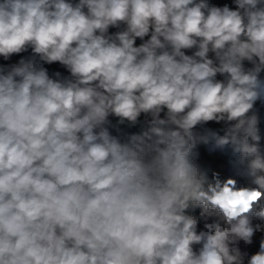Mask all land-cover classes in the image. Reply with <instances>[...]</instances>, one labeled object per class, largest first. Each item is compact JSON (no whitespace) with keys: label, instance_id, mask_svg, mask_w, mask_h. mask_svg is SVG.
<instances>
[{"label":"clouds","instance_id":"9594fccd","mask_svg":"<svg viewBox=\"0 0 264 264\" xmlns=\"http://www.w3.org/2000/svg\"><path fill=\"white\" fill-rule=\"evenodd\" d=\"M234 3L0 0V56L30 46L70 73L25 60L0 71V264H243L234 245L264 220L249 115L264 99V0ZM142 113L146 127L125 140L106 127ZM209 121L229 126L194 131ZM199 144L230 148L250 186L209 181ZM197 206L214 217L199 232ZM248 264H264V241Z\"/></svg>","mask_w":264,"mask_h":264},{"label":"trees","instance_id":"16d2710c","mask_svg":"<svg viewBox=\"0 0 264 264\" xmlns=\"http://www.w3.org/2000/svg\"><path fill=\"white\" fill-rule=\"evenodd\" d=\"M70 2L75 4L71 0ZM207 3L209 4V6H216V7H223L227 5L232 10H236V7H237L234 3V0H207ZM184 51L186 55H192L195 52L191 49H186ZM10 57L12 59L11 61L6 60L5 58H0V71H3L6 73L7 71L11 69L12 66L18 65L21 60L28 61V55L25 51L12 54ZM32 63H34L38 67H42L38 60H33ZM50 65L57 67L60 71L65 73L67 77H70V73L68 72V70L64 66L59 64L58 62L52 63ZM261 80H264V78H262ZM252 112L258 116L260 135H264V99H258L255 102ZM163 115L164 114L162 113L161 114L162 118H163ZM108 119L110 123L106 125V127H108L110 133L114 136H117L121 140H125L130 135L139 134L146 127V122L149 121L151 117L142 113L141 116L138 118V122L135 125L129 124L127 121L121 124L119 123V118L115 116H109ZM227 126L229 125H227L224 121H221V122L209 121L203 125H197L194 131L198 134H205L208 130H211V131L218 132L220 135H223L224 129ZM262 146H264V142L259 143V147H262ZM209 148H210L209 145H204V144H199L197 146L196 151H198L199 153L197 163H199L202 168H205L206 165L212 159H214L216 156H218L219 154L227 150L225 149L223 151L221 150L210 151ZM225 162L220 163L217 168L213 169V171L211 172L209 176V181L212 180L215 172ZM202 208L203 207H200V206H198L197 208V212L195 215V219L197 221L202 220V217H201ZM189 210H187V214Z\"/></svg>","mask_w":264,"mask_h":264},{"label":"built area","instance_id":"2783aa9c","mask_svg":"<svg viewBox=\"0 0 264 264\" xmlns=\"http://www.w3.org/2000/svg\"><path fill=\"white\" fill-rule=\"evenodd\" d=\"M74 3H77L78 0H71ZM126 26L121 24L119 27H110L109 28V34H115L116 32L124 30ZM150 35L145 37L144 40H141L140 38H137L136 40V46H139L142 44L145 40L149 39ZM193 51H196V49H191ZM209 58L214 59V54L210 53ZM245 69H249L253 67V65L248 62H243ZM264 78V72L260 73V79ZM217 80H224V76L217 74L216 76ZM253 114L252 110L250 111L249 115ZM259 126V125H258ZM262 151H264V146L260 147ZM244 170V164L240 163L239 157L234 156L227 162H225L223 165H221L218 170L215 172L216 177H218L221 181H226L228 179H234L237 182L238 187H248L250 186V180L245 175H243ZM214 175L211 181H213ZM207 215L204 208H202V215ZM208 216V215H207ZM252 224L255 227L256 225L260 226V229L254 232V235L252 237V241L250 244H246L244 241H239L235 247H237L242 256H243V264H248V259L250 256L258 253L260 251V245L261 242L264 241V220H260L259 218L252 217Z\"/></svg>","mask_w":264,"mask_h":264},{"label":"water","instance_id":"95a60500","mask_svg":"<svg viewBox=\"0 0 264 264\" xmlns=\"http://www.w3.org/2000/svg\"><path fill=\"white\" fill-rule=\"evenodd\" d=\"M25 52L28 55V61L33 62V60H38L41 64V66L47 70L48 75L53 78V79H64V78H68L67 75L65 73H63L62 71H60L57 67L52 66L50 64H47L45 62H43L38 55L34 54L32 51V48L29 46L27 47V49L25 50ZM56 73H59V77L56 76ZM261 136V140L260 143L264 142V135H260ZM235 155H233L231 149H227L226 151L222 152L221 154H219L218 156H216L214 159H212L204 168L207 171V175H208V179L209 176L211 174V172L213 171V169L217 168L219 166L220 163L222 162H227L228 160H230L232 157H234ZM197 207L194 208H190L188 214L193 216L195 218L196 212H197Z\"/></svg>","mask_w":264,"mask_h":264},{"label":"rangeland","instance_id":"374dc122","mask_svg":"<svg viewBox=\"0 0 264 264\" xmlns=\"http://www.w3.org/2000/svg\"><path fill=\"white\" fill-rule=\"evenodd\" d=\"M201 217H202V220L197 221V231L198 232L205 230L204 229L205 223H211L214 220V217H210V216H207L205 214L202 215V213H201ZM194 248L198 249L199 245L194 246Z\"/></svg>","mask_w":264,"mask_h":264},{"label":"crops","instance_id":"0c3cea01","mask_svg":"<svg viewBox=\"0 0 264 264\" xmlns=\"http://www.w3.org/2000/svg\"><path fill=\"white\" fill-rule=\"evenodd\" d=\"M0 58H4V57H3V56H0ZM6 60L11 61L12 59H11V57H9V58L6 59Z\"/></svg>","mask_w":264,"mask_h":264}]
</instances>
